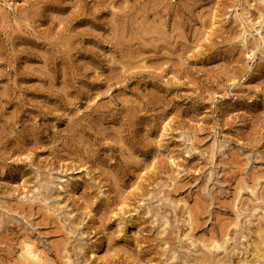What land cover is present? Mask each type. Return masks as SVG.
<instances>
[{
  "label": "rangeland",
  "instance_id": "374dc122",
  "mask_svg": "<svg viewBox=\"0 0 264 264\" xmlns=\"http://www.w3.org/2000/svg\"><path fill=\"white\" fill-rule=\"evenodd\" d=\"M256 179L264 0H0V264H264Z\"/></svg>",
  "mask_w": 264,
  "mask_h": 264
},
{
  "label": "bare ground",
  "instance_id": "6f19581e",
  "mask_svg": "<svg viewBox=\"0 0 264 264\" xmlns=\"http://www.w3.org/2000/svg\"><path fill=\"white\" fill-rule=\"evenodd\" d=\"M260 181H261V179L260 180L259 179H256L254 186H251L252 188H250V193L252 194V196L254 198L253 199V201H254L253 202V205L250 207V210H253L254 211L252 214L250 213V215H252V216H254L255 213L259 212V210H262L263 211V207L261 205V202L264 199H263V195H262V192H261V190H262V184H261ZM234 204H235V207L237 208V211L239 212V215H243L245 217V219L247 218V220H248L249 213H247V212H250V211L247 210L243 206V204L240 201V199L237 198L235 200ZM208 246H209V244H208ZM211 249H212V247H211ZM23 255H24V258L26 260H30L33 264H43V261H42V258L40 256V254L29 243H25L23 245Z\"/></svg>",
  "mask_w": 264,
  "mask_h": 264
}]
</instances>
